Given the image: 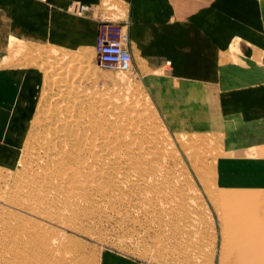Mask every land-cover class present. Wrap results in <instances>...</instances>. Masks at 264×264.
<instances>
[{
  "label": "rangeland",
  "instance_id": "rangeland-1",
  "mask_svg": "<svg viewBox=\"0 0 264 264\" xmlns=\"http://www.w3.org/2000/svg\"><path fill=\"white\" fill-rule=\"evenodd\" d=\"M101 7L103 20L123 22L116 0ZM0 68L18 73L23 84L13 116L0 118V167L12 162L16 170L0 173L13 178L30 169L27 159L13 158L18 130L33 128V143L48 130L68 132L56 161L32 167L54 175L43 193L26 197L37 204L8 207L0 200V264H13L8 247L45 239L59 243V264H239L210 193L206 168L214 162L202 161L203 148L229 146L230 135L204 89L172 81L164 68L107 71L95 48L69 51L15 38ZM54 69L65 72L54 80L62 87L47 82ZM258 254L252 264H264V250Z\"/></svg>",
  "mask_w": 264,
  "mask_h": 264
},
{
  "label": "crops",
  "instance_id": "crops-1",
  "mask_svg": "<svg viewBox=\"0 0 264 264\" xmlns=\"http://www.w3.org/2000/svg\"><path fill=\"white\" fill-rule=\"evenodd\" d=\"M101 2L0 0V55L10 38L92 51L98 25L107 15ZM116 2L123 7L134 69L164 68L172 81L202 88L206 98L216 99L222 120L264 127V0ZM77 5L87 9L76 13ZM112 15L121 13L115 9ZM17 74L0 68V118L13 116L22 93ZM240 92L241 98L236 96Z\"/></svg>",
  "mask_w": 264,
  "mask_h": 264
},
{
  "label": "bare ground",
  "instance_id": "bare-ground-1",
  "mask_svg": "<svg viewBox=\"0 0 264 264\" xmlns=\"http://www.w3.org/2000/svg\"><path fill=\"white\" fill-rule=\"evenodd\" d=\"M167 65H169V63H167ZM64 68H66V66H64ZM64 74L65 72H63V70L54 69L51 71L50 81L47 82L62 87L60 85L61 82L59 83V79L56 83L54 80H57L55 78H59ZM263 91L261 92L264 93ZM248 92H250V90ZM238 95L241 98V92L236 96ZM191 99L197 100L198 98L192 95V97H190V100ZM249 99H246V102ZM190 100L188 99L187 101L189 102ZM254 103L256 102L254 101ZM53 112L54 114L56 112L58 116V110L55 111L54 109ZM45 113L48 114L46 111ZM215 118L217 119V117ZM45 120L47 121V119ZM217 120L226 128V132L230 135L228 141L231 145H217L203 148L205 149V155H203L202 159L204 160L202 161L204 163L208 160L214 162L211 166L206 168V174L210 182V193L212 198H214L221 212L225 215V225L230 233L231 239L236 241L234 243L235 247L231 248L230 256L231 258H239V264H252L251 261L253 258L259 257L258 253L264 250V127L243 126L238 121L226 122L222 120L220 116ZM34 121L38 122L40 120ZM17 133L18 138L15 137L17 141L14 138V143L17 142L16 146L18 145V153H13V158H25L31 166H29V170L27 169V173L23 171L26 174L22 175V173V176L14 175L12 178V176L9 177L10 175L7 176L0 173V200L7 203L8 207L16 205L18 207L29 208L31 204H33V206L36 205L37 201L34 203L33 199L26 197L33 191L43 193V184L50 180L51 177H54L51 171L34 172L35 170L32 169V167L35 166L38 168L40 163L45 161L46 164L48 161L51 163L56 161L59 158L57 153L63 150H61L63 146L59 143H62V138L65 137L63 134H67L68 132L61 129L51 130L50 132L48 130L47 133L43 132V135L39 136L37 143H33V138L35 140L39 134L36 133L33 128L18 130ZM88 144L89 148L95 147L94 142H88ZM16 146H14V148ZM82 147L84 146L81 145V148ZM188 150L190 151V148ZM8 165L10 166H3L0 167V169L2 171H9L10 173L16 170L12 162ZM25 165L23 166L25 167ZM47 202L48 201H44V203ZM27 203H29V206ZM44 203L40 201L41 205ZM33 206H30V209H32ZM58 245L59 243L56 239L52 241L45 239L39 242V244H36V246L23 243L18 247H8L7 250L12 254L10 261H12L13 264H59L62 257L58 256ZM68 262H72V264L80 263L76 262L74 259L66 261L65 263ZM233 264H236L235 261H233Z\"/></svg>",
  "mask_w": 264,
  "mask_h": 264
},
{
  "label": "built area",
  "instance_id": "built-area-1",
  "mask_svg": "<svg viewBox=\"0 0 264 264\" xmlns=\"http://www.w3.org/2000/svg\"><path fill=\"white\" fill-rule=\"evenodd\" d=\"M86 6H75L81 12ZM128 35L121 22L104 20L98 25L95 44L96 61L100 68L111 72H128L132 67V57L126 49Z\"/></svg>",
  "mask_w": 264,
  "mask_h": 264
}]
</instances>
